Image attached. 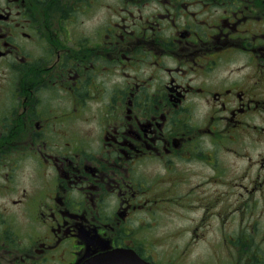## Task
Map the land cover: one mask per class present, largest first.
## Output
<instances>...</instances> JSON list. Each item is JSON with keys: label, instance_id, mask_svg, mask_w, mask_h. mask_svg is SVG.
I'll return each mask as SVG.
<instances>
[{"label": "flooded vegetation", "instance_id": "obj_1", "mask_svg": "<svg viewBox=\"0 0 264 264\" xmlns=\"http://www.w3.org/2000/svg\"><path fill=\"white\" fill-rule=\"evenodd\" d=\"M174 212L264 264V0H0V264H181Z\"/></svg>", "mask_w": 264, "mask_h": 264}, {"label": "rangeland", "instance_id": "obj_2", "mask_svg": "<svg viewBox=\"0 0 264 264\" xmlns=\"http://www.w3.org/2000/svg\"><path fill=\"white\" fill-rule=\"evenodd\" d=\"M172 213V212H169ZM177 222H171L167 219L166 213L161 219V228L159 230L161 244L160 250L162 254L175 256L177 261L181 264H207V257L210 251H215L216 245L219 246L220 242H210L209 246L207 241L202 240L193 241L189 234L193 231L194 227L188 226L189 219H199L201 217L200 212H192L186 218L180 217L182 213H176ZM203 215V214H202ZM188 217V218H187ZM181 231L179 232L178 230ZM177 232V236L174 233ZM198 232L201 236H207V227H200ZM179 234H181L179 236ZM176 240V241H175ZM213 248V249H211ZM218 253H223V248H218Z\"/></svg>", "mask_w": 264, "mask_h": 264}, {"label": "water", "instance_id": "obj_3", "mask_svg": "<svg viewBox=\"0 0 264 264\" xmlns=\"http://www.w3.org/2000/svg\"><path fill=\"white\" fill-rule=\"evenodd\" d=\"M81 264H152L129 249H113L85 260Z\"/></svg>", "mask_w": 264, "mask_h": 264}]
</instances>
